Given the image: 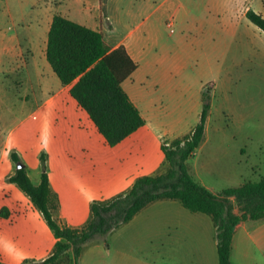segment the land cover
<instances>
[{
  "label": "crops",
  "instance_id": "1",
  "mask_svg": "<svg viewBox=\"0 0 264 264\" xmlns=\"http://www.w3.org/2000/svg\"><path fill=\"white\" fill-rule=\"evenodd\" d=\"M153 1L143 0L139 6H154L153 10H157L160 5H154L156 2ZM208 1L211 14L196 18L203 56L214 54L215 40L221 32L226 35V50L232 49L234 42L242 55H246L248 49L249 52L254 48L260 51L250 38L256 29L254 24L246 13L236 14L237 1ZM171 22L173 25L174 22L169 21L168 27ZM51 23L41 44L34 41V32L16 31L4 36L11 41L7 51L12 60L2 71L5 75H14L12 82L19 94L32 99L37 104L36 110L42 112L41 120L36 124L41 143L30 149V158L23 146L19 148L22 140L17 139L13 146L26 159L24 164L36 185L41 182V155L46 154L49 183L58 196L57 203H53L54 216L71 227H81L91 215V199L114 197L128 191L139 177L167 170L163 144L189 134L198 124L206 83L197 73H187L183 64H168L166 54L155 48L158 42L145 50L139 40L147 38L137 35L134 29L112 43L106 41L111 49L123 44L138 63V68L123 82V87L146 120L145 125L112 146L71 95V86L62 83L47 60ZM91 28L101 30L106 39L104 24ZM22 39L28 40L27 58H22ZM148 41H152L150 34ZM143 55L148 57L144 66L141 63ZM216 79L213 77L212 80L214 87L204 139L188 160L194 179L214 193L233 187L224 184L237 181L240 186L251 180L248 178L256 164L250 158L255 154L249 153L246 146L257 142L258 135L264 133L262 119L230 101L231 80L225 79L226 97L221 100L217 91L220 84ZM224 133H229L232 141L238 143L232 156L226 146H206L213 135L217 137ZM243 133L247 135L244 143V140L238 141ZM259 152L264 158V148H259ZM9 163L4 171L6 174L10 173ZM242 163L246 164L245 173L237 170ZM221 183L223 185H219ZM6 188V194L0 195V261L24 264L48 257L58 240L54 231L18 185L8 182ZM86 199L91 201H83ZM3 208L9 211L7 217L1 214ZM235 212L240 214L238 207ZM68 254L73 259L72 252ZM231 259L232 264H264V219H246L236 225ZM79 264H219L216 225L211 215L191 211L180 200L160 199L112 230L106 239L87 242Z\"/></svg>",
  "mask_w": 264,
  "mask_h": 264
},
{
  "label": "trees",
  "instance_id": "2",
  "mask_svg": "<svg viewBox=\"0 0 264 264\" xmlns=\"http://www.w3.org/2000/svg\"><path fill=\"white\" fill-rule=\"evenodd\" d=\"M247 18L264 32V16L250 8ZM46 57L71 95L83 107L105 137L114 146L145 125L146 120L123 87V82L138 68L127 48L121 44L111 49L101 30L55 13L48 32ZM200 121L187 135L171 142L163 150L168 168L157 175L141 176L126 192L109 200L94 201L91 217L84 226L71 227L60 222L53 213L58 196L48 179L47 157L41 155V182L36 185L26 166L16 168L8 181L15 183L42 212L56 238L53 252L42 260L24 264H79L84 245L130 221L142 208L160 199H177L194 212L212 216L217 229L219 264H232V241L236 225L243 220L264 219V175L258 181L246 180L236 187L214 193L197 182L188 168V160L202 144L207 117L211 109L209 91L203 94ZM12 159L20 156L12 152ZM238 207L240 214L235 212ZM8 216L6 208L1 210ZM72 250L73 259L68 252ZM0 264H4L0 261Z\"/></svg>",
  "mask_w": 264,
  "mask_h": 264
},
{
  "label": "rangeland",
  "instance_id": "3",
  "mask_svg": "<svg viewBox=\"0 0 264 264\" xmlns=\"http://www.w3.org/2000/svg\"><path fill=\"white\" fill-rule=\"evenodd\" d=\"M142 1L0 0V195L6 194L8 177L15 172L19 163L12 159V152H16L20 156L22 164L26 160L17 147L13 146L16 140H22L23 143L19 144V148L23 146L28 158L31 155L30 149L41 143L39 141L41 136L38 134L40 131L36 132V124L41 120L42 114L41 111L36 110L37 104L32 99L28 100L19 94L17 87L12 82L14 75H5L2 71V68L9 66L12 60L11 54L7 51L11 41L8 38L4 39V36H9L16 31L34 32L36 34L34 41L41 44L55 13H61L89 27H99L104 24L107 30L106 41L109 43L123 37L131 29H134L137 35H142L148 40L150 34L152 41L140 39L141 47L143 46L147 50L149 46L152 48L158 42L159 45L155 48L166 54L167 63L183 64L187 73H197L202 76L201 80L206 83L205 91H209L210 95L214 87L213 77L217 78L216 80L220 84L217 91L221 95V100L226 97L224 93L227 87L224 81L229 78L231 80L230 101L237 106L240 104L246 111L252 113V116H256L264 122V32L262 30L252 24L256 31H252L253 34L251 33L250 38L260 51L254 48L249 52L248 49L247 54L242 55L238 52L234 42L232 49L226 50V35L221 32L215 40L217 47L214 54L203 56L204 52L200 50L201 33L196 27L198 25L196 18L211 14L207 6L210 1L165 0L163 2L164 0H154L153 2H156L154 5H160L157 10H153L154 6L140 7ZM233 1L238 2L236 7L238 15H244L250 8L264 15V0ZM112 18L115 22L114 32L112 31ZM169 21L174 23L168 27ZM21 44L24 46L22 58L24 56L27 58L29 48L27 51L25 49L28 47V40L22 39ZM38 54L40 55V45ZM147 62V55H143L142 65L144 66ZM16 81H18L17 78ZM243 131L248 133V130L243 129ZM225 137L228 140L225 141ZM258 138V141L251 145L246 142L249 144L246 146L249 153L255 154L250 158V161L252 160L256 164L253 168L254 172L250 173L251 176L248 178L252 181H258L264 175V158L259 152V148H264V133H260ZM242 140H244L243 143L247 141L245 133L242 134L241 139L238 138L239 142ZM206 146H226L230 148L231 156L234 154V150L239 147L238 143L232 141L229 133L217 137L213 135ZM9 162H11V167H8L10 173L6 174L7 172L4 171L7 170ZM245 165L242 163L237 166L238 172L245 173L247 170ZM40 169L42 172L41 159ZM232 183L224 185L236 187L239 182ZM111 198L91 200L93 203ZM70 251L72 252V250Z\"/></svg>",
  "mask_w": 264,
  "mask_h": 264
},
{
  "label": "water",
  "instance_id": "4",
  "mask_svg": "<svg viewBox=\"0 0 264 264\" xmlns=\"http://www.w3.org/2000/svg\"><path fill=\"white\" fill-rule=\"evenodd\" d=\"M22 167H24V164H22L21 162H19V163L17 164V168H22Z\"/></svg>",
  "mask_w": 264,
  "mask_h": 264
},
{
  "label": "built area",
  "instance_id": "5",
  "mask_svg": "<svg viewBox=\"0 0 264 264\" xmlns=\"http://www.w3.org/2000/svg\"><path fill=\"white\" fill-rule=\"evenodd\" d=\"M169 26H172V22L169 24Z\"/></svg>",
  "mask_w": 264,
  "mask_h": 264
}]
</instances>
